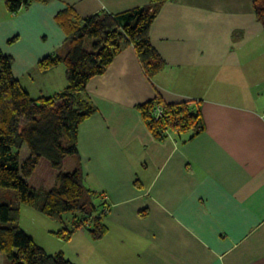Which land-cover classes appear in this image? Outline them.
I'll use <instances>...</instances> for the list:
<instances>
[{
    "label": "crops",
    "instance_id": "crops-1",
    "mask_svg": "<svg viewBox=\"0 0 264 264\" xmlns=\"http://www.w3.org/2000/svg\"><path fill=\"white\" fill-rule=\"evenodd\" d=\"M150 1L33 0L10 13L0 0V49L32 97L50 96L67 85L65 66L37 68L66 38L57 12L72 5L86 17ZM150 38L166 67L149 80L128 46L90 78L96 110L79 125L78 157L63 162L80 165L108 207L105 235L78 229L68 240L80 242L75 253L42 247L75 264H264V29L252 0H166ZM156 95L199 100L205 130L157 141L136 109ZM32 209L41 213L21 211L42 220Z\"/></svg>",
    "mask_w": 264,
    "mask_h": 264
},
{
    "label": "trees",
    "instance_id": "trees-1",
    "mask_svg": "<svg viewBox=\"0 0 264 264\" xmlns=\"http://www.w3.org/2000/svg\"><path fill=\"white\" fill-rule=\"evenodd\" d=\"M4 1L8 12L17 13L33 0ZM165 1L151 0L118 13L100 10L86 17L72 5L57 12L55 21L66 38L60 48L37 62V68L46 71L63 64L67 85L50 96L32 97L13 74V56L0 49V187L16 190L13 200L0 203V251L9 264H75L62 251L48 253L22 228L23 205L57 221L61 227L54 234L65 241L80 228L88 229L95 239L105 235L102 218L108 207L84 184L80 165L65 172L63 162L78 157L79 125L96 110L87 94L90 78L104 73L128 46H133L149 80L166 67L150 38L151 24ZM252 5L264 29V0H252ZM158 107L162 112L156 116ZM136 109L157 141L176 134L184 143L206 128L199 100L171 103L156 95ZM23 146L29 152L21 159ZM42 158L49 161L56 178L51 188L42 191L43 201L37 202L40 189L27 180ZM66 213L72 214L71 227L64 221Z\"/></svg>",
    "mask_w": 264,
    "mask_h": 264
},
{
    "label": "rangeland",
    "instance_id": "rangeland-1",
    "mask_svg": "<svg viewBox=\"0 0 264 264\" xmlns=\"http://www.w3.org/2000/svg\"><path fill=\"white\" fill-rule=\"evenodd\" d=\"M28 152H29L28 148L24 146V148L21 150V155H20L21 159H24L26 155H28ZM70 164L71 162L68 159L66 161V164L63 166V171L65 172L70 171L71 170V168H69ZM55 178H56V171L51 167L47 159L42 158L41 163L37 168V173L34 175L33 178L31 177L27 180L29 184L36 187L37 189H40L36 194L37 202L43 201L42 191L51 188L55 182ZM15 196H16L15 189L0 187V203L2 201L13 200L14 199L13 197ZM25 210L23 211V213L21 211L20 225L33 235L34 241L37 244H39L40 246L42 245L46 246V250L48 252L55 251L53 250V248H51V246L60 245L65 248V251L70 249L73 253H75V249L78 247V245H80V242L77 241L76 237H73V239L69 242L61 239L56 234L51 232L52 231L51 229L53 228L50 225L52 226L59 225V227H61V225L57 221H52L51 219L47 218L41 213H38L34 209L32 210H34L38 214V216L42 218L43 221L32 218V216L29 213H27ZM64 221L68 227H71L73 223L72 214L66 213L64 215ZM54 242H56V244ZM71 257H75V256H71ZM0 264H9L4 254L1 251H0Z\"/></svg>",
    "mask_w": 264,
    "mask_h": 264
},
{
    "label": "built area",
    "instance_id": "built-area-1",
    "mask_svg": "<svg viewBox=\"0 0 264 264\" xmlns=\"http://www.w3.org/2000/svg\"><path fill=\"white\" fill-rule=\"evenodd\" d=\"M161 112H162V109H161V107H158V108L156 109V111H155V113H156V116H159V115H161Z\"/></svg>",
    "mask_w": 264,
    "mask_h": 264
}]
</instances>
